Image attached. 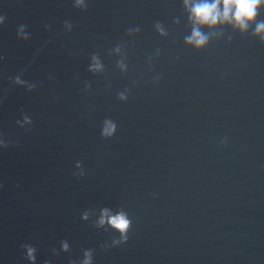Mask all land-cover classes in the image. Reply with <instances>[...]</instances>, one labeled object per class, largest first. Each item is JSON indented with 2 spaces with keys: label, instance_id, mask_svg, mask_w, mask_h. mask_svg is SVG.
Masks as SVG:
<instances>
[{
  "label": "water",
  "instance_id": "obj_1",
  "mask_svg": "<svg viewBox=\"0 0 264 264\" xmlns=\"http://www.w3.org/2000/svg\"><path fill=\"white\" fill-rule=\"evenodd\" d=\"M0 17V264H27L25 242L37 264H264L254 25L198 50L182 0H0ZM105 207L127 212L126 242L97 227Z\"/></svg>",
  "mask_w": 264,
  "mask_h": 264
},
{
  "label": "clouds",
  "instance_id": "obj_2",
  "mask_svg": "<svg viewBox=\"0 0 264 264\" xmlns=\"http://www.w3.org/2000/svg\"><path fill=\"white\" fill-rule=\"evenodd\" d=\"M184 10L187 13L188 21L191 24V33L185 37L187 45L196 49H203L207 46L210 34L214 29L223 26L232 27L234 30L246 33L251 25H254V34L264 40V20H260L261 12H264V0H182ZM78 7H86L87 0H75ZM3 18L0 17V22ZM159 28V25H157ZM207 28L205 32L202 29ZM137 32L139 28L136 29ZM161 34H164L161 31ZM119 53L120 48L115 49ZM117 66L122 71L126 65L122 61L117 62ZM88 70L96 73L104 71V64L100 57L93 54ZM121 99H126L121 94ZM25 120L29 121L28 117ZM117 131V124L111 119H105L101 128V136L106 139L112 138ZM83 219H88V213L83 214ZM97 227L110 226L120 233V239L113 243H123L127 241V234L131 229L132 221L124 210L113 211L110 208H102L100 215L96 220ZM69 244L66 240L60 241V251H69ZM20 249L22 256L27 264H37V248L32 243H21ZM52 253L57 254L55 248ZM45 264H50L46 261ZM80 264H94L93 253L91 250H85Z\"/></svg>",
  "mask_w": 264,
  "mask_h": 264
}]
</instances>
